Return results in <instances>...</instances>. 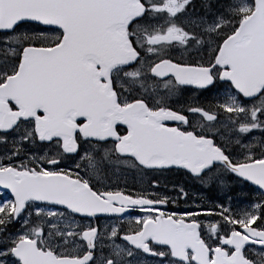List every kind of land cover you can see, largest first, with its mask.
I'll return each mask as SVG.
<instances>
[{
	"label": "snow or ice",
	"instance_id": "6c2138e0",
	"mask_svg": "<svg viewBox=\"0 0 264 264\" xmlns=\"http://www.w3.org/2000/svg\"><path fill=\"white\" fill-rule=\"evenodd\" d=\"M0 264H264V0H0Z\"/></svg>",
	"mask_w": 264,
	"mask_h": 264
}]
</instances>
